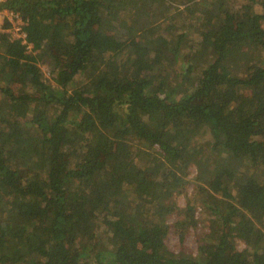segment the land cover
Returning a JSON list of instances; mask_svg holds the SVG:
<instances>
[{"label":"trees","instance_id":"obj_1","mask_svg":"<svg viewBox=\"0 0 264 264\" xmlns=\"http://www.w3.org/2000/svg\"><path fill=\"white\" fill-rule=\"evenodd\" d=\"M228 1L3 5L0 264H264V0Z\"/></svg>","mask_w":264,"mask_h":264},{"label":"rangeland","instance_id":"obj_2","mask_svg":"<svg viewBox=\"0 0 264 264\" xmlns=\"http://www.w3.org/2000/svg\"><path fill=\"white\" fill-rule=\"evenodd\" d=\"M247 2L245 0H229L228 1V8L231 11H238L240 10ZM259 10V9H257ZM43 58L38 59V67L41 71L42 77L44 78L45 82L51 85L54 89L58 90L61 89L60 83H58L57 74H51L50 67L48 66L49 59L43 60ZM196 174V169L194 167L190 168V175L189 179L193 178V176ZM194 192V185L193 183L187 185L185 187V191L183 194L179 195L177 197V202L180 207L185 206L186 199L188 197H191V195ZM199 212H196V215ZM205 228V223L200 221V224L196 228H191L189 230V234L186 236L183 245L179 244V241L177 239V236L174 234H169L166 239V245L167 247L174 251L175 253L181 251L183 248L185 251L191 253L193 256L197 254V248H196V240L199 237L200 233L203 232ZM244 243L238 242L237 248L239 250L243 249Z\"/></svg>","mask_w":264,"mask_h":264},{"label":"built area","instance_id":"obj_3","mask_svg":"<svg viewBox=\"0 0 264 264\" xmlns=\"http://www.w3.org/2000/svg\"><path fill=\"white\" fill-rule=\"evenodd\" d=\"M9 0H0V39L5 36L10 42L20 41L26 46V52L31 53L32 46L27 43L24 28L26 21L20 12L3 7Z\"/></svg>","mask_w":264,"mask_h":264}]
</instances>
